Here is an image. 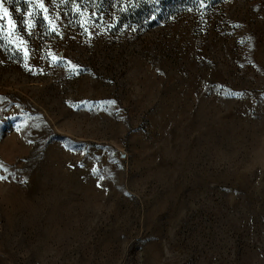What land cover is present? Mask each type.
<instances>
[{
	"label": "rangeland",
	"instance_id": "obj_1",
	"mask_svg": "<svg viewBox=\"0 0 264 264\" xmlns=\"http://www.w3.org/2000/svg\"><path fill=\"white\" fill-rule=\"evenodd\" d=\"M70 1L0 9V264H264V0Z\"/></svg>",
	"mask_w": 264,
	"mask_h": 264
},
{
	"label": "trees",
	"instance_id": "obj_2",
	"mask_svg": "<svg viewBox=\"0 0 264 264\" xmlns=\"http://www.w3.org/2000/svg\"><path fill=\"white\" fill-rule=\"evenodd\" d=\"M74 1L76 0H71L68 4H65L64 9L68 11L73 10V8L77 4V2ZM108 2L109 1H106L105 5H107ZM198 2V0H166L161 3V5H158L156 4V1L154 3H150L148 0L147 4H141L139 2L130 4L129 9L123 7L122 9H120L121 6L118 5V10H115V13L117 15L120 13L127 14L128 17L134 19L136 23H140L148 27H164L171 20H175V18L178 17V15L181 14L183 11H188L193 14L195 10H199V7H201V5H206L204 2ZM258 243L259 242L254 243V241L248 240V243L244 246L248 247L249 244L251 246L250 249L254 250L256 248L257 251L262 252L260 250L262 248V245L259 246ZM241 248L244 249L242 245ZM216 263L217 259H215L212 264Z\"/></svg>",
	"mask_w": 264,
	"mask_h": 264
},
{
	"label": "snow or ice",
	"instance_id": "obj_3",
	"mask_svg": "<svg viewBox=\"0 0 264 264\" xmlns=\"http://www.w3.org/2000/svg\"><path fill=\"white\" fill-rule=\"evenodd\" d=\"M40 7L41 8H44V4L41 3L40 4ZM0 9H3V15L4 16H7L8 15L7 9L6 8H3V0H0ZM44 10H45V12H47V9L46 8H44ZM29 15H31V13ZM45 18L46 19H49L48 17H45ZM9 23H10L11 27L14 29L15 28V24L12 23L11 21H9ZM49 25H50V31H57V25L51 19H49ZM28 27L31 28L32 27V24L29 23L28 24ZM5 32H7V36L6 37L0 36V39L7 38L9 43H13V32L7 31V29H6L5 26L0 25V33H5ZM16 39L18 40V42H19L20 45H25V41L23 39H20L19 37H17ZM23 52H24L25 58H27L29 56V50L27 49L26 46L23 47ZM49 55L51 56V58H52L53 61H57L58 58H57L56 55L51 54V53ZM71 70L72 71H76L77 70L76 69V66L73 65L71 67ZM232 95H243V94H235V93H233ZM111 103L114 104L115 102L113 101ZM0 179H4V177H0Z\"/></svg>",
	"mask_w": 264,
	"mask_h": 264
}]
</instances>
